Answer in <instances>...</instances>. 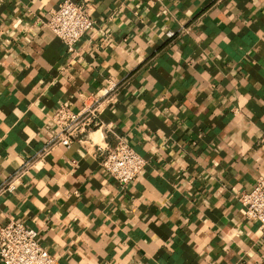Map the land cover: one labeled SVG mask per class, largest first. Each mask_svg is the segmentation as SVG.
Masks as SVG:
<instances>
[{"label":"crops","instance_id":"obj_1","mask_svg":"<svg viewBox=\"0 0 264 264\" xmlns=\"http://www.w3.org/2000/svg\"><path fill=\"white\" fill-rule=\"evenodd\" d=\"M64 0H0V225L38 234L56 264H264L238 202L264 178V0L85 1L69 52L45 23ZM172 37H167L166 32ZM114 84L85 145L40 156L54 110ZM145 162L126 187L96 147Z\"/></svg>","mask_w":264,"mask_h":264},{"label":"built area","instance_id":"obj_2","mask_svg":"<svg viewBox=\"0 0 264 264\" xmlns=\"http://www.w3.org/2000/svg\"><path fill=\"white\" fill-rule=\"evenodd\" d=\"M214 1L219 3L225 0ZM93 24L85 1L64 0L49 13L45 26L72 52L80 38L92 29ZM172 35L171 32H166L168 38ZM114 90L115 85L110 84L99 93L88 95L83 98L82 107L78 111H72L64 105L58 106L46 125L49 138L41 148L40 156L48 155L54 147L68 148L74 143L85 145L88 135L100 128V115L113 103ZM96 151L100 153L103 172L122 187L133 183L145 165L143 158L121 138L116 139L113 146L96 147ZM30 166L29 161L23 163L0 185V197L15 189ZM238 202L244 217L256 222L258 229L264 234V178L258 180L250 191L241 193ZM0 264H56V261L40 245L35 230L20 222L8 221L0 225Z\"/></svg>","mask_w":264,"mask_h":264}]
</instances>
